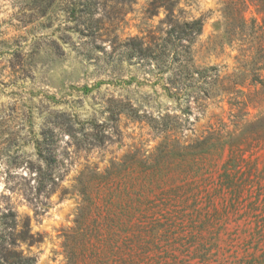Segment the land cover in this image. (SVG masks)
Instances as JSON below:
<instances>
[{
    "label": "rangeland",
    "instance_id": "374dc122",
    "mask_svg": "<svg viewBox=\"0 0 264 264\" xmlns=\"http://www.w3.org/2000/svg\"><path fill=\"white\" fill-rule=\"evenodd\" d=\"M76 2L0 0V264H264V91L220 0L176 8L204 21L179 99L175 65L129 56L164 10Z\"/></svg>",
    "mask_w": 264,
    "mask_h": 264
},
{
    "label": "trees",
    "instance_id": "16d2710c",
    "mask_svg": "<svg viewBox=\"0 0 264 264\" xmlns=\"http://www.w3.org/2000/svg\"><path fill=\"white\" fill-rule=\"evenodd\" d=\"M89 0H77L76 7L87 6ZM182 0H151L149 4V18L159 14L164 10L166 21L173 23L167 25L165 37L160 38L158 45L144 46V41H133V48L129 56L142 57L154 56L168 68L174 67V74L168 78L169 87L167 91L170 97L179 99L183 87L190 80L192 82L194 73L191 71L193 62L192 46L196 43L198 37L203 33L204 21L202 18L191 21L180 22L175 16L176 8ZM222 12V34L216 36L217 40H224L230 45L235 44L238 47L242 60L239 62L241 69L248 77L253 78V82L261 85L264 91V0H220ZM250 5H254L258 18L248 20L245 16L246 10ZM82 13V11H79ZM178 13L181 11L178 10ZM208 71H218L217 68L211 67L197 71L199 77H204ZM182 74H185L182 77ZM184 81V82H183ZM241 86L240 84H236ZM246 106L249 104L245 103ZM259 101L255 103L254 108L260 107ZM260 126L255 138L264 141V117L261 119ZM256 140V139H255ZM39 156L45 162H48L51 153V147H42L38 143ZM26 239V237H24ZM32 238V237H30Z\"/></svg>",
    "mask_w": 264,
    "mask_h": 264
}]
</instances>
